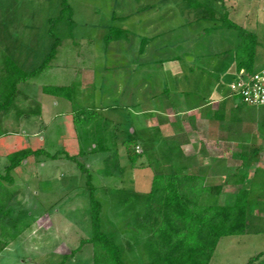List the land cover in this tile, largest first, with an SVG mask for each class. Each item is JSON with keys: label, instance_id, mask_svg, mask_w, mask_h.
<instances>
[{"label": "rangeland", "instance_id": "1", "mask_svg": "<svg viewBox=\"0 0 264 264\" xmlns=\"http://www.w3.org/2000/svg\"><path fill=\"white\" fill-rule=\"evenodd\" d=\"M67 2L70 13L60 11V0H0V68L8 56L23 70L34 69L54 43L51 34L60 39L48 66L19 82L12 105L0 111V174L14 150L58 152L53 162L43 154L30 156L12 170L11 183L2 180L0 248L8 249L0 264H56L90 237L88 184L78 161L102 204L101 229L112 234L127 264L147 262L149 231L139 220L142 201L153 175L171 165L202 176L204 185L221 187L201 198L205 204H229L240 186L251 187L246 232L221 237L208 264H264V154L252 166L234 156L236 144H249L251 137L254 144L264 142V106H247L234 98L248 113L246 121L258 128H246L244 118L243 128L219 132L181 123L187 115L181 95L187 80L195 86L191 97L198 105L207 102L204 96L218 95L220 87L228 94L227 83L242 52L238 30L222 25L224 12L255 33L253 67H264V0ZM110 27L113 37L106 42ZM46 85L70 87L73 100L44 93ZM169 105L173 110H164ZM41 106L44 121L57 116L45 137L32 131L39 125L30 116L34 114L23 116ZM130 139L143 152L137 166L130 165L123 144ZM170 142L182 152L172 162V154L166 156ZM92 256L91 244H83L64 264H93Z\"/></svg>", "mask_w": 264, "mask_h": 264}, {"label": "trees", "instance_id": "2", "mask_svg": "<svg viewBox=\"0 0 264 264\" xmlns=\"http://www.w3.org/2000/svg\"><path fill=\"white\" fill-rule=\"evenodd\" d=\"M60 7H62L60 10L62 12L68 10L70 13L71 11L67 0H60ZM221 17L222 25L237 29L241 39L239 49L242 54L238 53L237 55L235 71L241 68L247 72L255 70L253 67L257 45L255 33L246 31L231 21L226 12ZM68 18L70 19V16ZM112 31H114V27L109 28V32L105 36L106 42L112 40ZM51 36H53L54 43L40 64L34 69L23 70L10 57L5 56L4 65L0 68V111H5L12 105L19 82L39 74L54 58L60 39L53 34ZM221 85H223L222 82ZM42 91L67 100L72 99V92L68 86L46 85L43 86ZM35 113L38 111L26 112L25 114ZM95 113L90 111V114ZM77 121L79 119L73 116V122L76 124ZM158 139H160L159 136ZM123 144L130 165L137 166L136 162L143 152H139L134 147L132 139L125 140ZM172 144L170 142L166 149L168 150L166 156L169 157L171 154L173 156L171 162L182 154L181 150L173 148L175 146ZM99 149L100 151L104 150L102 147ZM39 154L50 159H56L58 156V152L51 154L42 148L22 147L10 152L7 155L9 164L5 167V173L0 174V187L3 186L2 180H8L9 183L13 181L10 173L23 160ZM65 156L77 162L74 155L66 153ZM240 157L243 162L248 160L244 151L241 152ZM77 164L80 170L86 173L91 235L89 238L82 239L77 249L70 251L69 254H64L56 264H64L69 257L74 256L83 244L87 243L91 244L93 249V264H127L123 258L122 249L112 234H107L101 229L102 204L94 194L95 187L91 183V176L86 167L79 161ZM182 168V165L176 167L171 165L167 172L155 173L151 180L150 190L143 197V208L139 220L142 226L149 231L145 241L148 253L146 264H208L221 237L240 235L246 232L247 211L253 201L250 197L251 187L240 186L233 201L229 204L218 205L215 201L205 204L201 202V198L213 194V192L214 194L219 193L221 187L204 185L202 176L184 173ZM241 179L239 181L242 184ZM3 190L5 189L3 188ZM1 206V208L6 207L5 204H1ZM6 211H9L8 208ZM247 264H251V261H248Z\"/></svg>", "mask_w": 264, "mask_h": 264}, {"label": "crops", "instance_id": "3", "mask_svg": "<svg viewBox=\"0 0 264 264\" xmlns=\"http://www.w3.org/2000/svg\"><path fill=\"white\" fill-rule=\"evenodd\" d=\"M235 70H236V64H235ZM186 83H187L186 84L187 87H185L182 90L183 93L181 95H182V104H183L184 110L186 111L187 115H185V118H183L185 120H182V122H181L182 125H184L185 124L184 122L187 121L188 125L186 126V128H217L218 132H219L220 128H243V127H241V119L242 118L245 119V117L248 116L247 115L248 113L245 110L240 109L241 104L239 102L235 101L234 97H231L226 92L222 91L223 87H220L221 90H219V94L214 95V97L209 98V97L204 96L203 99L207 102L205 104L198 105V104L194 103V101L192 100V97H191V96H193L194 92L197 93L195 86H192L191 83H189V80H187ZM215 90L216 89H214V93L216 94ZM198 93H200L199 90H198ZM52 96H54V95H52ZM198 96H199V94H198ZM57 97H60V96H57ZM71 100H73V99H71ZM212 104H214V105H212ZM209 105H211V106H209ZM43 106H41V110L39 108L37 114L30 115V116H34V118H38V120H39L38 129L33 128L32 131H34V133L43 134L42 136L45 137L46 133L49 132V130L51 129L50 128L51 122H54L56 120L57 116L56 115L52 116L50 118L51 121L50 120L48 122L44 121L45 117H44ZM160 109L163 110L164 108H160ZM159 110L155 109L156 113H158ZM164 110H166V111L171 110L172 111L173 107L169 105V107H165ZM136 114L138 115V113H136ZM163 114L164 113H162V115ZM73 115H74V113L72 114V118H73ZM164 115H165L164 116V118H165L167 114H164ZM23 116H25V119L29 118L28 115L23 114ZM152 116H156V115L155 114H149L150 118ZM164 118L161 117L160 121L164 120ZM246 119L244 120L247 124L246 128H258L255 126L254 122H252V121L247 122ZM165 120H167V119H165ZM177 124H179V122ZM46 128H47V131H46ZM26 131H27L26 128H24L23 132H26ZM219 139H221V138H219ZM40 141H42V140H40ZM221 142L225 143V141H221ZM226 142H227V144L228 143L229 144L234 143V142L237 143V141H235V140H229V141L227 140ZM242 143H244V142H242ZM247 143L244 144V146L240 143L238 145L236 144L234 156L237 157L236 159H238V161H240V163H242V164L248 163L249 166H252L253 164H255L254 162H256L257 159L261 158L260 156L262 154H264V142L257 141L256 144H254L252 137H251L249 144H247ZM236 149H247L248 151L246 152V155L248 157V160H244V162H243L242 158L240 157L242 150L237 151ZM253 151H255L256 153L254 154ZM47 159H50V158H47ZM56 160L57 159H50V161H52V162L56 161ZM246 188H248V187H246ZM3 246H4L3 248H0V255H2L3 251L8 249L6 247V245H3Z\"/></svg>", "mask_w": 264, "mask_h": 264}, {"label": "built area", "instance_id": "4", "mask_svg": "<svg viewBox=\"0 0 264 264\" xmlns=\"http://www.w3.org/2000/svg\"><path fill=\"white\" fill-rule=\"evenodd\" d=\"M228 95L242 104L264 106V67L247 72L243 68L234 72L227 83Z\"/></svg>", "mask_w": 264, "mask_h": 264}]
</instances>
